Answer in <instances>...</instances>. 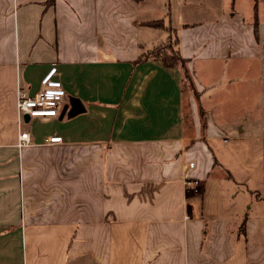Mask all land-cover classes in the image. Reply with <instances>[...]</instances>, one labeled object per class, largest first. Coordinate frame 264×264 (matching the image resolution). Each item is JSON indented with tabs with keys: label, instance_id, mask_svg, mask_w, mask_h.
Here are the masks:
<instances>
[{
	"label": "crops",
	"instance_id": "crops-1",
	"mask_svg": "<svg viewBox=\"0 0 264 264\" xmlns=\"http://www.w3.org/2000/svg\"><path fill=\"white\" fill-rule=\"evenodd\" d=\"M0 264H264V0H0Z\"/></svg>",
	"mask_w": 264,
	"mask_h": 264
},
{
	"label": "built area",
	"instance_id": "built-area-1",
	"mask_svg": "<svg viewBox=\"0 0 264 264\" xmlns=\"http://www.w3.org/2000/svg\"><path fill=\"white\" fill-rule=\"evenodd\" d=\"M56 68H52L45 79L42 81L37 93L29 94L26 91L18 90L16 101L17 112L19 117L27 115L30 120H46L57 117L64 105L66 96L61 84L54 80ZM17 148L19 150L31 143V136L27 132L18 135ZM48 144L61 143L62 137L54 135L46 141ZM193 167V163H189L183 168L184 185L190 187L192 182L189 180V170Z\"/></svg>",
	"mask_w": 264,
	"mask_h": 264
},
{
	"label": "trees",
	"instance_id": "trees-1",
	"mask_svg": "<svg viewBox=\"0 0 264 264\" xmlns=\"http://www.w3.org/2000/svg\"><path fill=\"white\" fill-rule=\"evenodd\" d=\"M254 35L257 37L258 35V24L254 21ZM149 27L156 28H165L162 20H157L154 22L146 23ZM168 33L170 34L167 41L161 43L154 48L146 51H142L139 58L136 61V64H141L146 61H159L163 64L166 69H178L182 73V88L184 89V85L187 82H191L190 72L186 68V59H184L180 55L179 50V41L177 39L176 30L173 28H166ZM190 121V119H187ZM190 127V126H189ZM244 226V223L243 225Z\"/></svg>",
	"mask_w": 264,
	"mask_h": 264
},
{
	"label": "rangeland",
	"instance_id": "rangeland-1",
	"mask_svg": "<svg viewBox=\"0 0 264 264\" xmlns=\"http://www.w3.org/2000/svg\"><path fill=\"white\" fill-rule=\"evenodd\" d=\"M172 11H173V9H172ZM174 14H175V11H173V17H174ZM174 18H175V22H176V18H177V16L174 17ZM173 23H174V22H173ZM174 24L176 25V23H174ZM172 27H173V26H172ZM174 28H175V27H174ZM183 90H184V92L190 94V95H188V96H193V95L195 94V92H194L195 89H194V85L192 84V79H191V82H190V83L186 81ZM189 118H190V117H189ZM232 224H233V226H236V224H241L240 219H236L234 222H232Z\"/></svg>",
	"mask_w": 264,
	"mask_h": 264
},
{
	"label": "water",
	"instance_id": "water-1",
	"mask_svg": "<svg viewBox=\"0 0 264 264\" xmlns=\"http://www.w3.org/2000/svg\"><path fill=\"white\" fill-rule=\"evenodd\" d=\"M25 118H28L27 115H25Z\"/></svg>",
	"mask_w": 264,
	"mask_h": 264
}]
</instances>
